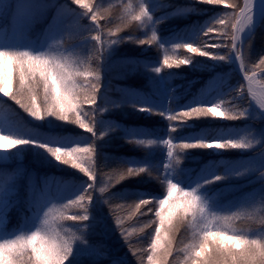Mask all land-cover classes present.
<instances>
[{
  "label": "snow or ice",
  "instance_id": "obj_1",
  "mask_svg": "<svg viewBox=\"0 0 264 264\" xmlns=\"http://www.w3.org/2000/svg\"><path fill=\"white\" fill-rule=\"evenodd\" d=\"M196 3L206 5H221L225 8L237 9L225 19L227 14L210 17L208 21L190 26L191 38L188 33L177 34L174 41L166 42L158 38L156 25L170 18L194 14L198 10L192 6L175 7L171 12L156 16L157 8L167 9L173 7L166 0H140L135 7L132 3L122 5L126 13L121 19L126 21L125 26L131 22H138L140 27L148 28L151 35L146 39H137L140 45L157 44L164 49L162 65L164 68H180L182 65L201 67L191 57L180 58L169 54V48L174 54L178 50L186 49L200 57L213 61L239 62V70L244 72V79L249 81L247 94L257 99V94L251 86L255 71L249 75L245 44L252 38L246 34L253 25L254 7L259 3L264 12V0H244L243 6L238 7L225 0H196ZM71 4L78 6L82 12H76L58 0H0V15L8 14L12 17L14 26L19 30H27L30 25L44 17L51 8L55 15L49 17L46 39L53 41L52 45L42 47L28 45H8L0 43V93L10 98L28 116L37 121L54 118L63 124L48 121L47 130H37L38 127L29 128L15 122L14 118L6 115L0 108V160L7 157L16 159L25 150L36 149L37 155L43 160H54L58 165L70 166L71 169L82 173L87 181L68 183L67 180L45 179L43 187L39 186L31 176L28 177L29 196L25 205V220L31 221L18 228L16 232L9 233L7 220L14 207L12 195L14 186L20 177L25 175L20 167L6 171L0 166V264H122V258L111 257L102 242H93L90 236L97 227L96 216H90L89 206L94 202L108 203L126 200L128 193H109L111 184L99 186L100 197L94 201L93 192L97 185V171L93 163L98 145L96 140H103L110 133L119 131L121 138L143 148H152L153 145L162 144L167 150L166 162L158 166L153 163V152H148L143 161L126 160V169L111 177L115 183L148 173L156 172V179L162 188L166 185V195H151L135 193L138 203L131 215H146L141 212V206L153 201L158 207L148 209L154 211L158 224L154 228V235L149 234L150 247L147 249V264H169L174 258V237L171 235L174 223L187 222L191 230L192 240L183 247L175 249L182 253V264H264V211L259 216L254 211L247 210L256 204L253 197L250 202H242L237 208L244 211L222 214L221 198L223 191L213 189L217 183L222 185L232 180L256 179L261 185L259 204L264 208V94L258 100V108L251 103L241 110H223L224 97L211 101L210 105L203 103L205 97L193 98L185 106H179L175 89L171 87L170 80L175 73L160 75L162 67L159 61L141 63L138 59L123 58L113 61L117 55L116 48L123 43L124 37L118 36L121 28L109 29L108 35L116 37L107 42L102 38L103 29L99 21L105 19L101 0H71ZM84 18H90L94 27L82 23ZM213 25L230 27L231 33L220 32ZM85 32L88 33L85 36ZM216 33L222 38L231 40V44L207 41L200 45L201 36L216 39L210 34ZM77 36L84 37V41L91 40L95 44L91 47L94 68L83 65L87 60L75 59L77 44H70L64 48L65 38L75 40ZM129 40L133 37L129 36ZM81 41V43H84ZM229 48L230 53L212 54L207 48ZM23 49V50H22ZM204 49V50H202ZM83 55H89L87 46L83 48ZM234 53V55H233ZM112 67L113 63L121 65V75L128 76L140 72L147 74L150 69L155 75H147L149 91L145 93L135 91H122L118 98H112L109 90L101 93V63ZM264 66V56L259 58L256 67ZM18 76V87L13 84ZM226 74L213 77V81L226 83ZM164 88L167 90V103L158 105L154 103L156 95ZM235 91V90H234ZM42 96V101L40 97ZM98 97L100 103H97ZM245 98L243 90L239 97L233 96L229 101L234 104ZM176 104V107H172ZM131 106L135 111L148 115H159L169 121L168 133L161 136L155 130L129 129L115 121L103 119V113ZM87 106V107H85ZM221 118L227 121L244 119L248 123L244 128L232 127L202 128L191 131L181 137L172 136L178 130L192 129L189 120L202 117ZM98 117H101L98 119ZM75 125L84 132L91 133L94 139L79 136L72 129L63 125ZM99 126L100 131H97ZM60 129V130H57ZM214 149V157H222L228 150H252L250 154L239 160L212 159L195 172L186 166L182 167V160L194 159L188 150ZM15 150V151H13ZM51 158V160H49ZM163 175H160V168ZM55 184V191L52 185ZM231 187V184L226 185ZM91 190V191H90ZM8 193L6 196L5 193ZM67 201L66 203L64 201ZM122 206V205H118ZM82 211L69 212L71 208ZM115 223L121 230V235L130 245L131 232L123 227V220L115 215ZM236 219L250 221L246 230L236 231L233 222ZM70 221L72 224L64 222ZM258 225V226H257ZM143 232V228L140 229ZM133 255L137 253L133 251ZM143 264V257L139 258ZM180 264V261H177Z\"/></svg>",
  "mask_w": 264,
  "mask_h": 264
},
{
  "label": "trees",
  "instance_id": "obj_2",
  "mask_svg": "<svg viewBox=\"0 0 264 264\" xmlns=\"http://www.w3.org/2000/svg\"><path fill=\"white\" fill-rule=\"evenodd\" d=\"M95 3V0H93ZM140 2V1H139ZM138 0H101L104 9L107 11L104 12L105 19L100 20L99 23L103 29V37L109 39H116V37H110L108 35L109 29L121 28L122 30L118 33V36L124 37L123 43H121L117 48V55L113 58L121 60L123 58H133L138 59L141 63L145 62H155L159 61L162 71L160 75L165 76L168 73H175V77L170 80V85L175 89V94L178 97L176 103L179 106H185L190 104L193 101V98H202L205 97L203 103L207 106L210 105L211 101L218 100L220 97L225 98L224 106L228 109H235L237 111L241 110L242 107H247L249 105L248 99L245 96L243 100H240L234 104H228L229 101L233 100V96H238L240 90L243 88L242 81L238 78L237 75L232 71V67H221L218 63L222 61H213L218 64L216 69H209L211 66L210 59L206 57H200L196 59V62H199L202 66L195 67L194 70H188L186 65H182L180 68L167 69L162 65L163 58L161 57V50L156 43L152 45H140L136 42L137 39H146L151 35V31L148 28L140 27L138 22H131L125 26L126 21L122 20V17H125L126 13L122 5H127L132 3L135 7L139 4ZM151 4L154 0H148ZM166 2L173 7L167 9L157 8L155 10L156 16L164 15L165 12H171L175 7L180 6H192L195 7L198 11L194 14H189L185 16H179L170 18L166 21H163L156 25L157 36L162 38L166 42L174 41L177 38V34L183 35L188 33L187 38L192 37V33L189 32L190 26H194L197 23H204L208 21L210 17L216 16L218 13L221 15L227 14L225 19H228L233 12L237 9L226 8L225 10L218 8L216 5H206L196 3V0H166ZM226 3L236 4L238 7L241 6L242 0H225ZM59 4L66 5L68 8L75 10L76 12H82V9H79L78 6L71 4V0H58ZM213 6V7H211ZM55 15L53 9H49L44 17L39 20L34 21L29 28V35L27 30H19L14 24L12 17L8 14L4 17H0V33L7 32L8 36H12L16 42L14 45H28L31 44L37 45L39 47L44 46L45 44L52 45V39H46V31L49 17ZM85 19V18H84ZM82 20V23L86 26L92 27L89 24V19ZM218 31L223 32L227 31L231 33V28L221 25H213ZM88 33L85 32V36ZM216 36V39L209 40V37L201 36L200 41L197 44L199 47L206 41L208 43H218L222 42L224 44H231V40L227 38H222L216 33L210 34V36ZM133 37L132 40H129L128 37ZM251 40L245 44V54L247 57V67L249 73L251 71L264 72V66L256 67L259 63V58L264 56V21L261 23L260 27L256 30L255 34L251 36ZM84 37L77 36L75 40L69 41L67 37L65 38L64 45L69 46L70 44H77V49L75 51V59L87 60L83 66L86 68H94L96 61L93 59L91 53V47L95 44L94 41L87 40L84 43ZM85 44L88 49L89 55L85 57L83 55V48ZM23 50V49H22ZM204 50V49H202ZM212 54L222 53L228 55L230 52L229 48L221 47L217 48H207ZM191 57L194 61L195 55H185ZM178 57H184L183 54H179ZM226 62V61H225ZM101 63V62H100ZM115 69L110 70L107 73L110 84L103 90H109V94L112 98H118L120 93L116 91L117 89L126 91H135L140 93H145L149 91L147 74L144 72L132 74L125 76V79H119L115 74H121L123 71L121 65H118ZM150 71V69L148 70ZM147 71V72H148ZM102 70H100V76ZM226 74V83L221 84L219 81H213V77L218 75ZM264 81V77L261 78ZM101 85L103 83L102 79L100 80ZM18 87V76L14 81L13 89ZM235 90V91H234ZM168 94L167 90L162 88L161 91L154 98V103L158 105H163L167 103L165 100V94ZM42 101V96L40 97ZM98 101L100 99L98 97ZM172 107H176V104H172ZM0 108L4 109L6 115H10L14 118L15 122L18 124H23L26 127L34 128L38 127L37 130H47L48 121H52L55 124H63V122L55 121L54 118H47L45 121H37L34 118L28 116L27 113L15 104L8 97L0 98ZM131 106L125 105L119 109H115L109 112L110 118L113 119L116 123L123 125L125 128L129 129H142L148 130L152 129L161 136H165L168 133L169 121L164 119L159 115H138L137 113L131 112ZM248 123L246 120H236V121H227V122H215L208 123L203 122L198 119L189 120L188 124L193 125L192 129L185 128L182 131L178 130L177 133H171L172 136L181 137L187 135L191 131H198L202 128H219V127H232L237 129H243L245 124ZM64 128L72 129L76 134L79 135L80 129L75 125H63ZM60 130V129H57ZM99 149L97 155L95 156V168L97 171V181L96 185L104 186L111 184L112 186L108 188L109 193H128L126 200L123 201H112L108 203H98L101 214H108L106 218V223L103 230L99 229L101 222L96 216V229L95 232L90 236V239L93 242H102L107 250L109 251L112 257L124 256L126 259L125 264H139V258L143 257V264H147V249L150 247L149 234L154 235V228L158 224V218L154 216V211L149 212L148 209H155L158 207V202L153 201L146 206H141V212L147 213L146 215H131L135 211V204L138 203V199L135 196V193H147L151 195H166V185L162 188L160 182L155 178L157 173L154 171L149 174L143 173L140 176L128 178L121 181L119 184L115 183L111 177L119 172H122L126 169L124 161L126 160H135L143 161L146 153L153 152V163L160 166L163 162H166L167 159V150L164 145H153L152 148H143L133 143L128 142L127 140L121 138L119 131L112 132L109 136L104 137L103 140H98L97 142ZM36 150H28L27 153L23 156V162L17 164H0L4 167L6 171L14 170L17 167L21 168V171L24 170L25 175L20 177L15 186V194L12 196L14 201V207L9 213L7 220L8 232L14 233L18 228H23L25 224L28 227H31V221L25 220V216L30 217V212H25L26 201L29 196L28 188V177L31 178L41 187H43L45 179H61L67 180L68 183H74L80 181L76 179L74 174H70L68 168L70 166L58 165L54 160L51 162L43 160V158L37 155ZM252 150H228L224 152L222 157H214L212 155V150H188L194 159L182 160L181 166L187 167L190 171L195 172L198 170L201 165L205 164L207 161L212 159H225V160H239L246 157L251 153ZM104 155H108L102 157ZM110 158V159H109ZM68 170V171H67ZM160 175H163V169L160 168ZM231 184V187L226 185ZM257 184V183H256ZM256 184L249 183L247 180H232L225 182L224 185L217 183L212 185L213 189H220L223 191V197L221 198V204L223 205L222 214H229V212L235 211H244V208H237L238 204L242 202H250L253 197L256 198V204L250 206L249 209L254 211L257 216L260 215L264 208L259 204V196L261 193L259 189H256ZM55 184L52 185L53 191H55ZM102 196L99 194L98 197ZM242 198V199H241ZM67 202L66 200L64 201ZM122 205V206H118ZM69 212L82 211L75 207L68 210ZM118 215L123 220V227L131 232L129 236V241L132 242L130 251V245L125 241L121 235V230L117 227L115 223V217L113 215ZM96 211L90 210V216ZM93 215V214H92ZM67 224H72V222H64ZM250 221L245 219H236L233 222L235 230L241 231L246 230ZM258 226V225H257ZM143 228V232L140 229ZM106 233L105 237L104 234ZM171 235L174 237V258L169 259V264H177V261H180L182 264V253L177 254L175 249L178 247H183L185 243H189L192 240L191 230L188 228L187 222H175L174 229ZM133 251L137 253L136 256L133 255ZM101 264H107V261H102ZM123 264V263H122Z\"/></svg>",
  "mask_w": 264,
  "mask_h": 264
},
{
  "label": "rangeland",
  "instance_id": "obj_3",
  "mask_svg": "<svg viewBox=\"0 0 264 264\" xmlns=\"http://www.w3.org/2000/svg\"><path fill=\"white\" fill-rule=\"evenodd\" d=\"M226 3V2H225ZM210 6V5H209ZM218 8H221V9H223V10H225L226 8L223 6V4H221V5H216ZM211 7H213V6H211ZM261 25V24H260ZM260 27V26H259ZM259 27H257V29L259 28ZM256 29V30H257ZM255 30V31H256ZM255 34V33H254ZM108 41H110V40H107V42ZM107 42L105 41V43H106V45H107ZM195 55V54H194ZM200 58V56H198V55H195V57H194V64H195V62H196V59L197 58ZM211 66H209V69H216V65H220L221 67H230L231 66V64H229L227 61L225 62V61H222V62H219L218 64H216V63H214V62H212L211 60H210V63H209ZM113 66V65H112ZM110 68L107 66V65H105V70H109ZM113 69H115V71H117V69H116V67L115 66H113ZM257 85H258V87L262 90V92H264V81H262L261 79H259L258 81H257ZM241 90H243V92H244V94H245V91H244V88H242ZM241 90H240V94L237 96V97H239L240 95H241ZM3 94L2 93H0V98H2L3 99ZM228 104H230V103H228ZM85 107H87V106H85ZM222 109L223 110H225V111H227V110H230V109H228V108H226V106H224V104H222ZM105 114H107V112L106 113H103V115H105ZM101 117H98V119H100ZM104 118V117H103ZM208 118V120L210 121V120H217L218 122H221V120L222 121H226V120H223V119H221V118H213V117H207ZM83 133V135H81V136H83V137H86V138H88L89 140H92V139H94L93 137H92V134L91 133H87V132H84L82 129H80V133L79 134H82ZM84 134H86V135H88V136H85ZM89 136H91V138L89 137ZM0 143H4V144H6V141H0ZM31 150V149H30ZM13 151H15V150H13ZM27 151L28 150H25V152L23 153V154H21V155H19L16 159H10V158H7V157H5V158H3V160H0V163L1 164H13V163H17V162H21L22 161V159H23V156L25 155V153H27ZM0 153H4V150L3 149H0ZM93 160H94V158H93ZM56 164H57V162H56ZM69 169V171H70V173H73L74 175H75V177H76V179H82V178H86V177H84L83 176V174L82 173H79L78 172V170H75V169H71V167L70 168H68ZM68 171V170H67ZM82 181V180H81ZM250 182H252V183H256V182H258L256 179H252ZM260 187H261V185H259L258 187H256V189L258 188L259 189V191H260ZM255 189V190H256ZM5 195L7 196L8 195V193L6 192L5 193ZM92 205H94V204H92ZM96 211V213H92V214H94V215H97V217H100V210L98 211V210H95ZM104 222H106L105 220H104ZM105 233V232H104ZM105 235H106V233H105ZM112 257V256H111ZM124 257V256H123ZM120 258H122V257H120ZM124 261V259L122 258V262Z\"/></svg>",
  "mask_w": 264,
  "mask_h": 264
},
{
  "label": "bare ground",
  "instance_id": "obj_4",
  "mask_svg": "<svg viewBox=\"0 0 264 264\" xmlns=\"http://www.w3.org/2000/svg\"><path fill=\"white\" fill-rule=\"evenodd\" d=\"M262 13H263V12L261 11L260 5H259V3H257V5L254 7V12H253V25L251 26V28L254 26V24H255L256 22L259 21L260 15H261ZM249 30H250V29H249ZM249 30H248V33H249ZM248 33H247V34H248ZM247 34H246V35H247ZM233 62H234V64H236L237 67H239V62H235L234 60H233ZM241 75H242L243 82L246 83L245 85H246V88L248 89V87H249V81H247V80L244 79V72H243V74H241ZM257 81H258V77L253 76V77H252L251 86H252L253 90H254V91L256 92V94H257V99H253V97H252L251 95H248V96H249V102L251 103L252 107H254V108H258L257 100H258V98H259L262 94H264V92H262V90L258 87V85H257Z\"/></svg>",
  "mask_w": 264,
  "mask_h": 264
},
{
  "label": "water",
  "instance_id": "obj_5",
  "mask_svg": "<svg viewBox=\"0 0 264 264\" xmlns=\"http://www.w3.org/2000/svg\"><path fill=\"white\" fill-rule=\"evenodd\" d=\"M263 16H264V12H263V14H262L261 17H263ZM259 24H260V20H259V22H257V23L255 24L254 28H253L252 30L249 31V33L246 35V38H247L248 36H250V35L254 32V30L258 27ZM236 73H237V75H239V77L242 79V75H241V74H242V71L237 70Z\"/></svg>",
  "mask_w": 264,
  "mask_h": 264
}]
</instances>
